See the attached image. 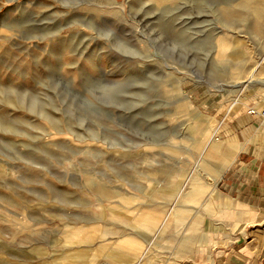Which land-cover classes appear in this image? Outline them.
Segmentation results:
<instances>
[{
  "label": "rangeland",
  "instance_id": "obj_1",
  "mask_svg": "<svg viewBox=\"0 0 264 264\" xmlns=\"http://www.w3.org/2000/svg\"><path fill=\"white\" fill-rule=\"evenodd\" d=\"M262 62L264 0H0V264L161 263Z\"/></svg>",
  "mask_w": 264,
  "mask_h": 264
},
{
  "label": "crops",
  "instance_id": "obj_2",
  "mask_svg": "<svg viewBox=\"0 0 264 264\" xmlns=\"http://www.w3.org/2000/svg\"><path fill=\"white\" fill-rule=\"evenodd\" d=\"M249 84L234 101L216 104L215 129L198 158L200 181L188 188L198 192L194 214L176 247L153 264H264V118L248 112L264 101V62Z\"/></svg>",
  "mask_w": 264,
  "mask_h": 264
},
{
  "label": "built area",
  "instance_id": "obj_3",
  "mask_svg": "<svg viewBox=\"0 0 264 264\" xmlns=\"http://www.w3.org/2000/svg\"><path fill=\"white\" fill-rule=\"evenodd\" d=\"M250 114H257L258 116L264 118V101L258 106H250L248 108Z\"/></svg>",
  "mask_w": 264,
  "mask_h": 264
}]
</instances>
